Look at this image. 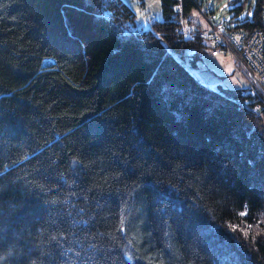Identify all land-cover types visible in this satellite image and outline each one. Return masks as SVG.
<instances>
[{"label": "trees", "instance_id": "trees-1", "mask_svg": "<svg viewBox=\"0 0 264 264\" xmlns=\"http://www.w3.org/2000/svg\"><path fill=\"white\" fill-rule=\"evenodd\" d=\"M159 2L0 0V264H264V111Z\"/></svg>", "mask_w": 264, "mask_h": 264}, {"label": "rangeland", "instance_id": "rangeland-1", "mask_svg": "<svg viewBox=\"0 0 264 264\" xmlns=\"http://www.w3.org/2000/svg\"><path fill=\"white\" fill-rule=\"evenodd\" d=\"M134 13L137 28L151 27V17L161 18L159 0H123ZM199 6L192 8V23L202 27L224 25L227 28L238 25L245 18H251L255 0H197ZM241 10L237 11L238 7ZM237 11V12H236ZM223 21V22H222ZM203 84L211 88L242 89L248 92L249 82L232 65L228 55L212 57L205 53L199 65L189 68Z\"/></svg>", "mask_w": 264, "mask_h": 264}, {"label": "built area", "instance_id": "built-area-1", "mask_svg": "<svg viewBox=\"0 0 264 264\" xmlns=\"http://www.w3.org/2000/svg\"><path fill=\"white\" fill-rule=\"evenodd\" d=\"M175 18L180 36L197 33L209 46L212 57L228 55L232 65L249 82V102L256 110L264 111V1L261 5L262 27L250 33L243 29H231L224 25L198 27L187 22L180 6ZM151 22L155 17L150 18Z\"/></svg>", "mask_w": 264, "mask_h": 264}, {"label": "crops", "instance_id": "crops-1", "mask_svg": "<svg viewBox=\"0 0 264 264\" xmlns=\"http://www.w3.org/2000/svg\"><path fill=\"white\" fill-rule=\"evenodd\" d=\"M219 56V55H218ZM215 57H217V56H215Z\"/></svg>", "mask_w": 264, "mask_h": 264}, {"label": "water", "instance_id": "water-1", "mask_svg": "<svg viewBox=\"0 0 264 264\" xmlns=\"http://www.w3.org/2000/svg\"><path fill=\"white\" fill-rule=\"evenodd\" d=\"M223 22V21H222Z\"/></svg>", "mask_w": 264, "mask_h": 264}]
</instances>
